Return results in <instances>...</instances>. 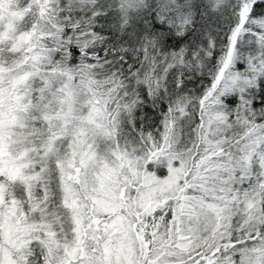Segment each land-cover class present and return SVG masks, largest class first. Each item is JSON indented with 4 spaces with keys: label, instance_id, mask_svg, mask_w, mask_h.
<instances>
[{
    "label": "snow or ice",
    "instance_id": "6c2138e0",
    "mask_svg": "<svg viewBox=\"0 0 264 264\" xmlns=\"http://www.w3.org/2000/svg\"><path fill=\"white\" fill-rule=\"evenodd\" d=\"M0 264H264V0H0Z\"/></svg>",
    "mask_w": 264,
    "mask_h": 264
}]
</instances>
